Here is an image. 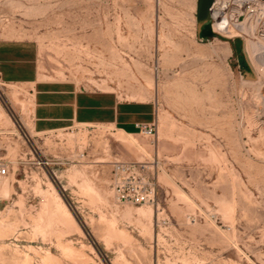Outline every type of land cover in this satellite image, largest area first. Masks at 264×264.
Listing matches in <instances>:
<instances>
[{"label":"rangeland","instance_id":"rangeland-1","mask_svg":"<svg viewBox=\"0 0 264 264\" xmlns=\"http://www.w3.org/2000/svg\"><path fill=\"white\" fill-rule=\"evenodd\" d=\"M196 6L0 0V40L31 41L41 78L156 107L153 134L37 133L0 78V264H264V58L200 40ZM116 160L147 165L153 202L116 200Z\"/></svg>","mask_w":264,"mask_h":264},{"label":"crops","instance_id":"crops-1","mask_svg":"<svg viewBox=\"0 0 264 264\" xmlns=\"http://www.w3.org/2000/svg\"><path fill=\"white\" fill-rule=\"evenodd\" d=\"M36 51L31 41L0 40V78L29 90L32 106L28 119L37 133L104 125L132 134L139 124L156 122V107L150 101L122 99L114 90L41 78Z\"/></svg>","mask_w":264,"mask_h":264},{"label":"built area","instance_id":"built-area-1","mask_svg":"<svg viewBox=\"0 0 264 264\" xmlns=\"http://www.w3.org/2000/svg\"><path fill=\"white\" fill-rule=\"evenodd\" d=\"M211 27L216 35L248 39H264V0H213L210 7ZM146 134H153L156 122L139 124ZM147 165L142 162H113L112 185L120 203H150L155 199L153 182L144 175ZM9 166L0 162V179L8 176Z\"/></svg>","mask_w":264,"mask_h":264},{"label":"water","instance_id":"water-1","mask_svg":"<svg viewBox=\"0 0 264 264\" xmlns=\"http://www.w3.org/2000/svg\"><path fill=\"white\" fill-rule=\"evenodd\" d=\"M212 3L213 0H197L196 22L200 40L204 39L202 36L204 28L211 23L210 7Z\"/></svg>","mask_w":264,"mask_h":264},{"label":"bare ground","instance_id":"bare-ground-1","mask_svg":"<svg viewBox=\"0 0 264 264\" xmlns=\"http://www.w3.org/2000/svg\"><path fill=\"white\" fill-rule=\"evenodd\" d=\"M247 49H248L250 55L254 56V55H257L259 53L260 57L264 58V39H260L254 35L248 37Z\"/></svg>","mask_w":264,"mask_h":264},{"label":"trees","instance_id":"trees-1","mask_svg":"<svg viewBox=\"0 0 264 264\" xmlns=\"http://www.w3.org/2000/svg\"><path fill=\"white\" fill-rule=\"evenodd\" d=\"M202 36L204 39H210L215 36V33L212 31L211 28H209V25H207L203 30ZM234 48L236 51L238 50V47L236 44H234Z\"/></svg>","mask_w":264,"mask_h":264}]
</instances>
